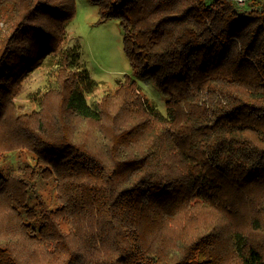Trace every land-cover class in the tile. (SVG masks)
<instances>
[{
    "label": "trees",
    "instance_id": "1",
    "mask_svg": "<svg viewBox=\"0 0 264 264\" xmlns=\"http://www.w3.org/2000/svg\"><path fill=\"white\" fill-rule=\"evenodd\" d=\"M90 1L120 19L165 113L128 75L87 102L74 0H0V131L14 136L0 157L33 159L0 169V264H26L27 244L58 264H264V0ZM47 57L54 82L24 112L12 99Z\"/></svg>",
    "mask_w": 264,
    "mask_h": 264
},
{
    "label": "rangeland",
    "instance_id": "2",
    "mask_svg": "<svg viewBox=\"0 0 264 264\" xmlns=\"http://www.w3.org/2000/svg\"><path fill=\"white\" fill-rule=\"evenodd\" d=\"M210 1L212 0H205L206 3ZM237 2L243 4L244 0H237ZM256 2V0L253 1L254 4ZM74 4L75 13L66 26V42L68 45H79L77 60L81 64V69L85 70L98 83L97 89L93 93L86 95L87 102L93 103L99 100L105 92L113 91L115 88H122L121 83L123 82L121 81L125 75H128L139 87L141 96L148 99L157 109L165 113L166 98L156 87L152 78L143 77L131 68L124 52V32L120 25V19L110 17L102 20L98 5L90 0H74ZM55 68V58L47 57L41 61L38 67L31 70L25 77L24 82H22L19 93L12 99L15 105L28 113L38 110V96L53 84ZM57 98L56 93L47 94V96L43 97L44 114L49 121L54 120L60 114ZM13 142L14 136L10 128L0 131V144H6L7 146ZM1 155V170H5L9 165H15L18 161L25 158H27V161L33 162L32 154L22 148H18V150L10 154L6 151V153L4 152ZM49 187L50 185H48L47 190L43 189L41 193L54 207L57 206L55 192ZM260 188H255L253 192L260 193ZM241 209L246 214V211L244 212L247 209L245 202L241 204ZM3 220L12 226L16 222L15 217L10 212L2 217V222ZM27 247L29 257L26 258V264H58L48 254L40 255L39 252L41 251L39 249H43L39 246V249L32 244H27Z\"/></svg>",
    "mask_w": 264,
    "mask_h": 264
},
{
    "label": "built area",
    "instance_id": "3",
    "mask_svg": "<svg viewBox=\"0 0 264 264\" xmlns=\"http://www.w3.org/2000/svg\"><path fill=\"white\" fill-rule=\"evenodd\" d=\"M239 1H241V0H239Z\"/></svg>",
    "mask_w": 264,
    "mask_h": 264
}]
</instances>
